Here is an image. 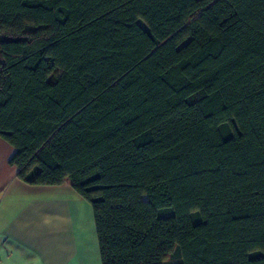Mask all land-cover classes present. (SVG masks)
Here are the masks:
<instances>
[{"label": "trees", "instance_id": "obj_1", "mask_svg": "<svg viewBox=\"0 0 264 264\" xmlns=\"http://www.w3.org/2000/svg\"><path fill=\"white\" fill-rule=\"evenodd\" d=\"M0 137L102 264H264V0H0Z\"/></svg>", "mask_w": 264, "mask_h": 264}, {"label": "crops", "instance_id": "obj_2", "mask_svg": "<svg viewBox=\"0 0 264 264\" xmlns=\"http://www.w3.org/2000/svg\"><path fill=\"white\" fill-rule=\"evenodd\" d=\"M0 137V264H102L92 206L68 181L32 185Z\"/></svg>", "mask_w": 264, "mask_h": 264}, {"label": "rangeland", "instance_id": "obj_3", "mask_svg": "<svg viewBox=\"0 0 264 264\" xmlns=\"http://www.w3.org/2000/svg\"><path fill=\"white\" fill-rule=\"evenodd\" d=\"M181 260L177 254H173L170 259L167 261V264H178Z\"/></svg>", "mask_w": 264, "mask_h": 264}]
</instances>
